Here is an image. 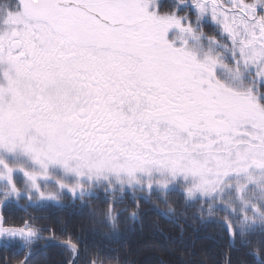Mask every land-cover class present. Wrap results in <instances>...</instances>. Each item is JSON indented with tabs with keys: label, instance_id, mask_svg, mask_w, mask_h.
<instances>
[{
	"label": "snow or ice",
	"instance_id": "obj_1",
	"mask_svg": "<svg viewBox=\"0 0 264 264\" xmlns=\"http://www.w3.org/2000/svg\"><path fill=\"white\" fill-rule=\"evenodd\" d=\"M0 82V244L20 264L40 241L67 264L87 249L35 217L9 224L12 203L103 193L115 230L117 200L153 192L198 204L264 264V0H15Z\"/></svg>",
	"mask_w": 264,
	"mask_h": 264
},
{
	"label": "trees",
	"instance_id": "obj_2",
	"mask_svg": "<svg viewBox=\"0 0 264 264\" xmlns=\"http://www.w3.org/2000/svg\"><path fill=\"white\" fill-rule=\"evenodd\" d=\"M8 2L13 5L15 0ZM172 2L161 0L165 7ZM189 14L194 16L195 10ZM204 31L214 33L215 25L205 23ZM136 199L139 207L130 193L117 200L115 230L103 215L108 207V197L103 193L83 202L63 198L62 206L12 203L5 218L12 225H20L29 217H35L45 228L54 225L59 234L70 235L87 249L79 258L80 264H87L98 251L119 264H227L229 257L231 264H261L250 254L249 247L229 240L222 220L202 217L200 206L186 202L181 194L165 197L137 193ZM259 239L258 233L255 240ZM45 244L48 242L40 241L35 248ZM24 255L19 245L0 244V264H20ZM67 260L65 249L54 247L41 252L32 264H67Z\"/></svg>",
	"mask_w": 264,
	"mask_h": 264
},
{
	"label": "rangeland",
	"instance_id": "obj_3",
	"mask_svg": "<svg viewBox=\"0 0 264 264\" xmlns=\"http://www.w3.org/2000/svg\"><path fill=\"white\" fill-rule=\"evenodd\" d=\"M206 23H209V24H213L210 20H208ZM2 83V82H0ZM54 175L57 176V178L59 179H65V177H63V175L61 173H54ZM67 179L71 180L72 178L71 177H68ZM51 183V186L54 188L55 187V183L54 182H50ZM63 198H67L69 199L70 201H76V200H79V199H73V197L67 193H65L63 195ZM62 198V199H63ZM27 204V202H25ZM28 205V204H27ZM42 205H53V206H62L63 205V201L61 200L60 203H51V202H48V203H42V204H39V205H30V206H42Z\"/></svg>",
	"mask_w": 264,
	"mask_h": 264
},
{
	"label": "flooded vegetation",
	"instance_id": "obj_4",
	"mask_svg": "<svg viewBox=\"0 0 264 264\" xmlns=\"http://www.w3.org/2000/svg\"><path fill=\"white\" fill-rule=\"evenodd\" d=\"M0 6H10L8 0H0ZM172 193H179V192H172ZM171 194V193H169ZM180 194V193H179ZM154 195H163L159 192H153L150 196H154Z\"/></svg>",
	"mask_w": 264,
	"mask_h": 264
},
{
	"label": "water",
	"instance_id": "obj_5",
	"mask_svg": "<svg viewBox=\"0 0 264 264\" xmlns=\"http://www.w3.org/2000/svg\"><path fill=\"white\" fill-rule=\"evenodd\" d=\"M48 246L45 247V245L36 253V255L33 257V259L40 254L42 251L48 250L49 248H53V247H61L59 244H47Z\"/></svg>",
	"mask_w": 264,
	"mask_h": 264
}]
</instances>
